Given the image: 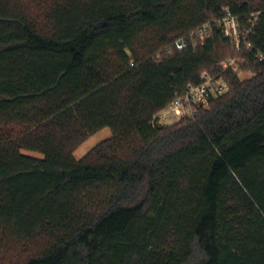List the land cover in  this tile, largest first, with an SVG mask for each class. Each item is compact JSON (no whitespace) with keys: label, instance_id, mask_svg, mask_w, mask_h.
I'll return each mask as SVG.
<instances>
[{"label":"trees","instance_id":"trees-1","mask_svg":"<svg viewBox=\"0 0 264 264\" xmlns=\"http://www.w3.org/2000/svg\"><path fill=\"white\" fill-rule=\"evenodd\" d=\"M47 9L41 21L0 0V264H264V0ZM226 9L240 51L217 23ZM206 22L201 43L192 32ZM236 56L252 77L229 69L210 108L154 123ZM106 127L112 136L77 159ZM38 237L40 254L12 262L8 251Z\"/></svg>","mask_w":264,"mask_h":264},{"label":"built area","instance_id":"built-area-1","mask_svg":"<svg viewBox=\"0 0 264 264\" xmlns=\"http://www.w3.org/2000/svg\"><path fill=\"white\" fill-rule=\"evenodd\" d=\"M256 20V15H253ZM224 35L230 38L238 51L241 50V30L240 20L229 9H226L221 19L217 21ZM211 22H206L192 32L193 37H198L203 43L204 39L209 36ZM177 50H184L188 41L185 36L176 39L173 43ZM260 59L263 58L259 54ZM240 72L239 58L233 57L225 62L223 71L217 75H211L207 72L202 74V82L198 85H190L179 97L172 101L167 108L154 115V123H160L159 119L177 117L187 118L195 117L210 105V100L221 97L230 90L229 83L225 79L224 72L227 70Z\"/></svg>","mask_w":264,"mask_h":264},{"label":"rangeland","instance_id":"rangeland-1","mask_svg":"<svg viewBox=\"0 0 264 264\" xmlns=\"http://www.w3.org/2000/svg\"><path fill=\"white\" fill-rule=\"evenodd\" d=\"M17 3L24 6L27 10H30V12L35 17L41 16V21H43L44 14L47 8H49V4L54 3L58 0H14ZM44 4V5H43ZM48 10V9H47ZM47 22L44 21L43 25ZM220 53L223 56H229L231 53V49L227 46H222L220 48ZM239 76L241 79H247L253 76V73L251 71H241L239 72ZM211 106L209 105L208 108ZM183 118H177V117H170V118H161L159 119L160 123L162 125L166 126H174L177 122H179ZM112 136V131L109 127L103 128L102 130L92 134L89 136L84 142H82L77 149L74 152V155L77 159H81L84 156H86L91 150H93L96 146L101 144L102 142L106 141ZM25 153L35 155V156H42L41 154H38L36 152H30L25 151ZM48 246V240L46 237H38L30 242L27 243H20L16 244L15 248H12L11 251H8V256H11L12 262H22L26 259L30 258L31 256H35L37 254H40V252ZM7 252V251H6Z\"/></svg>","mask_w":264,"mask_h":264}]
</instances>
